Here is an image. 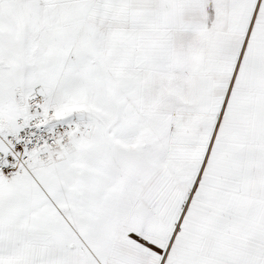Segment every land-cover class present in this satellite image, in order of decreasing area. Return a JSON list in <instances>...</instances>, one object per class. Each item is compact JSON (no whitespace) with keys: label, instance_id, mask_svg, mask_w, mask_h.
Instances as JSON below:
<instances>
[{"label":"snow or ice","instance_id":"obj_1","mask_svg":"<svg viewBox=\"0 0 264 264\" xmlns=\"http://www.w3.org/2000/svg\"><path fill=\"white\" fill-rule=\"evenodd\" d=\"M0 264H264V0H0Z\"/></svg>","mask_w":264,"mask_h":264}]
</instances>
